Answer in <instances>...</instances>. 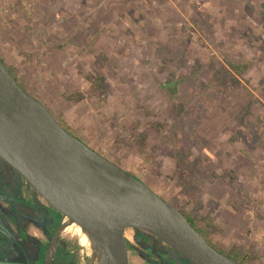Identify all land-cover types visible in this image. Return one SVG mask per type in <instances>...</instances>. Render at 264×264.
I'll use <instances>...</instances> for the list:
<instances>
[{"label": "rangeland", "instance_id": "1", "mask_svg": "<svg viewBox=\"0 0 264 264\" xmlns=\"http://www.w3.org/2000/svg\"><path fill=\"white\" fill-rule=\"evenodd\" d=\"M0 56L68 130L264 264V0H0ZM59 239L57 264H93Z\"/></svg>", "mask_w": 264, "mask_h": 264}, {"label": "water", "instance_id": "2", "mask_svg": "<svg viewBox=\"0 0 264 264\" xmlns=\"http://www.w3.org/2000/svg\"><path fill=\"white\" fill-rule=\"evenodd\" d=\"M0 157L53 207L71 210L101 237L114 264H128V226L150 232L194 264H244L211 244L170 200L64 127L1 57Z\"/></svg>", "mask_w": 264, "mask_h": 264}, {"label": "flooded vegetation", "instance_id": "3", "mask_svg": "<svg viewBox=\"0 0 264 264\" xmlns=\"http://www.w3.org/2000/svg\"><path fill=\"white\" fill-rule=\"evenodd\" d=\"M1 59L6 63V65L8 66L14 77L17 79V81L24 86V84L21 82L20 77L14 72L12 67H10L2 57ZM19 181L21 185V195L17 196L14 195V193L16 192ZM25 188L26 181H24L20 173L0 157V239H4V241L9 242L7 243L6 247L0 246V251L2 252L5 250L15 255V257H18V252L21 250L20 247L23 246L24 249H27L29 254L27 255L26 259L17 258L15 260L24 261L31 264H45L46 259H44L43 263L38 259L37 249L39 248L40 242L41 244L47 243V248L48 245L50 247V242L41 240L35 232H32L28 229V225L31 221L33 223L38 222L43 223L45 225H49L50 235L52 236L54 231L56 230H52L56 220V212L50 208L49 212L48 210H46L47 212L45 217H37L38 215H36L35 211L38 209L30 206V204L37 206V203L39 202H37L35 199L39 200V196L35 192H31L28 198H26L24 196L25 193L27 194V192L24 190ZM25 201L29 204L24 203ZM44 205L47 206L46 204ZM177 208L183 214L184 212H186L184 209L178 206ZM31 226L33 227V224H31ZM195 226L197 228H202V226L198 222H196ZM131 236L132 241L125 236L127 244L128 264H194L190 261L185 260L181 256V254L176 252L174 249L170 248V246H168L167 244L163 243V241H161L158 237L151 234L150 232L145 231L144 229L132 227ZM59 240L58 243L60 242ZM58 243L56 247H58ZM62 243L63 246H65L64 248L67 249V252L65 254L67 257L65 262H67L70 260L69 258H72L73 252L71 246L64 245V241H62ZM9 244L12 245L9 246ZM212 244L219 250L230 255L231 257L232 255H234L226 252L220 246H217L214 243ZM56 247L54 251V256L52 258L53 263L51 262V264H57V260H55ZM47 248L45 252V258ZM239 259L244 264H248L247 259L249 260L250 258H246V256H241L239 257ZM69 264L73 263L70 262Z\"/></svg>", "mask_w": 264, "mask_h": 264}, {"label": "bare ground", "instance_id": "4", "mask_svg": "<svg viewBox=\"0 0 264 264\" xmlns=\"http://www.w3.org/2000/svg\"><path fill=\"white\" fill-rule=\"evenodd\" d=\"M68 232L77 235L80 245L84 248V253L91 258L93 264H114L113 255L105 242L92 229L80 222L71 210L64 212L62 222L50 241L45 264L52 262L59 235Z\"/></svg>", "mask_w": 264, "mask_h": 264}, {"label": "trees", "instance_id": "5", "mask_svg": "<svg viewBox=\"0 0 264 264\" xmlns=\"http://www.w3.org/2000/svg\"><path fill=\"white\" fill-rule=\"evenodd\" d=\"M14 195H17V196H20L21 195V185H20V181L18 183V187L16 189V192L14 193ZM16 197V196H15ZM37 202V206L35 205H32L30 204V206L34 207V208H37L38 210L35 211L36 215H38L37 217H40V218H43L46 216V210H48V212L50 211V208L51 207H48V205L46 203H44V201L42 200H38V199H35ZM41 201V202H40ZM24 203H27L26 201ZM29 204V203H27ZM44 204H46L47 206H45ZM55 211V210H54ZM53 212V211H52ZM56 212V211H55ZM184 215L186 216V218L193 224V225H196V214H193L191 213L190 211H187V212H184ZM56 216V220H55V223L53 225V228L52 230H55L57 227L60 226L61 222H62V219H63V216L64 214L60 213V212H56L55 214ZM59 225V226H58ZM58 229V228H57ZM56 229V230H57ZM200 231H202V233L206 236V238L208 239L209 238V232L213 231L214 229V226L212 225V222H211V218H208L205 217L204 218V223L202 225V228H199ZM2 235V234H1ZM60 242L58 243V247H56V259H58L59 255L62 254L63 256L66 257V252H67V249L64 248L65 246H63V243H62V239L59 240ZM209 241V240H208ZM39 242V241H38ZM210 242V241H209ZM212 244V242H210ZM169 246V245H168ZM21 250L18 252L19 253V256L18 258L19 259H26L27 255L29 254V252L27 251V249H24L23 246L20 247ZM46 248H47V243L45 244H41V242L39 243V248L37 249L38 250V259L43 263L44 262V259H45V252H46ZM49 248V247H48ZM48 248H47V251H48ZM170 248H172L170 246ZM173 249V248H172ZM181 256L187 260V261H190L188 258H186L184 255L181 254ZM238 255H232V257H234L235 259L239 260L240 259L237 257ZM67 258V257H66ZM65 258V260H66ZM192 262V261H190ZM193 263V262H192Z\"/></svg>", "mask_w": 264, "mask_h": 264}, {"label": "crops", "instance_id": "6", "mask_svg": "<svg viewBox=\"0 0 264 264\" xmlns=\"http://www.w3.org/2000/svg\"><path fill=\"white\" fill-rule=\"evenodd\" d=\"M107 7H108V5H105V7H104V5H101V6L98 5V8L96 9V11H97V12H102V13H104L106 10H108L109 7H108V8H107ZM51 17H52V16H51ZM110 23H111V22H110ZM114 28H115V27H114ZM103 35H104V34H103Z\"/></svg>", "mask_w": 264, "mask_h": 264}, {"label": "clouds", "instance_id": "7", "mask_svg": "<svg viewBox=\"0 0 264 264\" xmlns=\"http://www.w3.org/2000/svg\"><path fill=\"white\" fill-rule=\"evenodd\" d=\"M58 226H59V225H58ZM57 228H58V227H57ZM57 228H56V229H57ZM55 231H56V230H55ZM55 231H54V232H55ZM53 234H54V233H53ZM52 236H53V235H52Z\"/></svg>", "mask_w": 264, "mask_h": 264}]
</instances>
